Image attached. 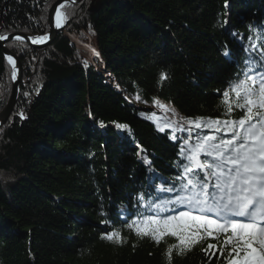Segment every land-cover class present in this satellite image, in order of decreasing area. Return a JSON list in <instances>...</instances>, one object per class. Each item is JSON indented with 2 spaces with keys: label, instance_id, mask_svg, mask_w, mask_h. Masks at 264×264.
Listing matches in <instances>:
<instances>
[{
  "label": "trees",
  "instance_id": "1",
  "mask_svg": "<svg viewBox=\"0 0 264 264\" xmlns=\"http://www.w3.org/2000/svg\"><path fill=\"white\" fill-rule=\"evenodd\" d=\"M56 1L0 0V35L47 34ZM63 5L69 19L48 45L7 43L24 71L14 109L0 125V264H168L166 245L138 239L126 222L147 211L137 205L139 195L146 202L175 195L159 188L178 175V145L188 133L176 132L173 141L171 132H158L140 113L155 112L161 124L171 119L153 104L158 98L184 117L220 116L218 90L240 69L223 52L247 56L239 52L252 42L246 37L264 35V0ZM85 31L92 42L95 35L99 67L85 62L73 37ZM6 56L0 44V112L14 84ZM105 229L121 230L127 242L101 240ZM201 247L206 244L183 257L174 253L172 264H220L219 252L209 262Z\"/></svg>",
  "mask_w": 264,
  "mask_h": 264
},
{
  "label": "snow or ice",
  "instance_id": "2",
  "mask_svg": "<svg viewBox=\"0 0 264 264\" xmlns=\"http://www.w3.org/2000/svg\"><path fill=\"white\" fill-rule=\"evenodd\" d=\"M63 7L56 9L55 27L58 29L69 19L61 10ZM254 27L259 26L249 25V28ZM260 33H264V28H260ZM7 38L0 35V41ZM15 39L22 41L24 37ZM29 39L39 45L46 43L50 36L44 34ZM246 39L252 42L240 45L239 52L247 56H237L232 48L223 52L234 64L238 63L240 69L226 81L224 89L218 90L222 92L217 105L222 109L220 116L184 117L158 98H153V104L171 112V119L161 124L155 112L140 113L154 121L158 132H171L173 141L178 139L176 132L188 133L178 145V175L168 186L159 188L161 192L175 195L152 202H146L145 196L139 195L136 203L147 211L138 210L130 222H126L129 232L138 239H149L157 246L164 243L168 264H172L174 253L183 257L205 244L201 251L209 262L219 252L220 264H264V43H257L264 41V35L257 33L255 39L252 35ZM92 52L100 55L94 48ZM253 54L258 55L253 58ZM6 60L11 66V80L16 81L17 61L12 55H7ZM166 79L167 74L161 72L159 81ZM23 95L28 97L29 93ZM135 98L141 99L140 95ZM18 116L27 119L24 111ZM115 127L129 129L124 123H116ZM140 158L153 171L150 160ZM100 239L118 246L127 242L117 229H105Z\"/></svg>",
  "mask_w": 264,
  "mask_h": 264
},
{
  "label": "water",
  "instance_id": "3",
  "mask_svg": "<svg viewBox=\"0 0 264 264\" xmlns=\"http://www.w3.org/2000/svg\"><path fill=\"white\" fill-rule=\"evenodd\" d=\"M67 1L75 2V1H80V0H57L53 4L51 11H50V17H49L50 31H49L48 35L50 36V39L46 43L39 44V45L32 44L29 37H35L37 35L36 34L34 35V34L22 33V32L8 34L7 35L8 38L6 40L0 41V44L4 48V52L6 53V55H12L13 58L16 59L17 69H18V77H17V80L14 81V84H13V91H12L11 98H10L7 106L5 107V109L0 113V125L8 120V118L10 117V115L14 109V106L17 102L19 91H20L19 85H20V82H21L22 76H23V63H22L20 57L15 52H13L10 48H8L6 46V43L8 41L14 40L16 36H23L24 37L23 40L28 41L34 47H45L46 45H48L50 42H52L56 38L58 32L63 28V26L59 29L55 27V20H56L55 13H56V9L58 7H61V5H63ZM90 9L91 10L96 9L94 1L92 2Z\"/></svg>",
  "mask_w": 264,
  "mask_h": 264
},
{
  "label": "rangeland",
  "instance_id": "4",
  "mask_svg": "<svg viewBox=\"0 0 264 264\" xmlns=\"http://www.w3.org/2000/svg\"><path fill=\"white\" fill-rule=\"evenodd\" d=\"M67 2H71V1H67ZM75 2H80V1H75ZM53 6V5H52ZM61 8V7H60ZM50 17V16H49ZM50 24V23H49ZM49 33V32H48ZM47 33V34H48ZM35 35V34H34ZM36 35H42V34H36ZM76 41L78 42V45L80 46L81 48V52L83 53V55H85V62L90 65L91 63H94L96 67H99V64L95 58V54L92 52V49L94 48L93 46V43H95V35H93V42L90 40L89 38V32L88 31H85V36H82V37H76V36H73ZM9 42V41H8ZM7 42V43H8ZM28 42V41H27ZM7 43H6V46H7ZM84 44V45H83ZM8 47V46H7ZM9 48V47H8ZM95 49V48H94ZM23 71H24V68H23ZM20 90V89H19ZM11 98V97H10ZM162 103H165V104H168L170 107L176 109V111L182 115L180 113V111L169 101H166V100H163V99H160ZM8 104V103H7ZM7 106V105H6ZM5 109V108H4ZM3 109V110H4ZM2 110V111H3ZM1 111V112H2ZM0 112V113H1ZM156 120L158 122H160L159 118L156 117Z\"/></svg>",
  "mask_w": 264,
  "mask_h": 264
},
{
  "label": "clouds",
  "instance_id": "5",
  "mask_svg": "<svg viewBox=\"0 0 264 264\" xmlns=\"http://www.w3.org/2000/svg\"><path fill=\"white\" fill-rule=\"evenodd\" d=\"M9 179H12L11 177H9ZM0 180H4V176H3V173L0 172Z\"/></svg>",
  "mask_w": 264,
  "mask_h": 264
},
{
  "label": "bare ground",
  "instance_id": "6",
  "mask_svg": "<svg viewBox=\"0 0 264 264\" xmlns=\"http://www.w3.org/2000/svg\"><path fill=\"white\" fill-rule=\"evenodd\" d=\"M58 8H60V7H58ZM55 18H56V13H55Z\"/></svg>",
  "mask_w": 264,
  "mask_h": 264
}]
</instances>
